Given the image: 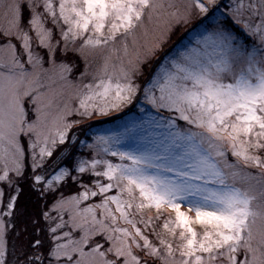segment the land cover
Instances as JSON below:
<instances>
[{
    "label": "snow or ice",
    "instance_id": "6c2138e0",
    "mask_svg": "<svg viewBox=\"0 0 264 264\" xmlns=\"http://www.w3.org/2000/svg\"><path fill=\"white\" fill-rule=\"evenodd\" d=\"M0 17L2 216L13 215L22 180L40 194L68 180L83 189L56 200L53 211H75L49 227L46 249L39 233L19 243L0 218V264H264V0H0ZM181 25L191 38L164 51ZM95 53L103 63L90 71ZM129 105L149 106L143 125L161 130L145 128L129 150L86 123ZM77 133H91L97 151L74 175L62 161L85 144ZM83 174L107 183L89 187ZM145 210L175 214L166 235ZM65 226L79 238L60 235Z\"/></svg>",
    "mask_w": 264,
    "mask_h": 264
},
{
    "label": "rangeland",
    "instance_id": "374dc122",
    "mask_svg": "<svg viewBox=\"0 0 264 264\" xmlns=\"http://www.w3.org/2000/svg\"><path fill=\"white\" fill-rule=\"evenodd\" d=\"M223 2L225 3H229L230 0H223ZM196 18H194L195 20ZM3 24V19L2 17H0V25ZM191 28V25H181L178 26L174 29L173 33L171 34L170 39L168 40L167 44L164 46V51H169V50H174L177 47L182 46L183 44L187 43L188 40L191 38V36L188 34L189 33V29ZM194 35V33H193ZM182 36V37H181ZM180 37V38H179ZM179 38V39H178ZM178 39V40H177ZM177 40V41H176ZM176 41V42H175ZM89 63H90V71H96L97 68L103 63L102 61V57L100 56V54L95 53V54H90L89 57ZM77 60L79 61V65H80V70L82 71L84 68V62L83 60H80L79 57H77ZM79 73H77L78 75ZM146 111L144 113H141L139 111V108L133 105H129L127 107H125L123 109V111L121 112H113L111 113L108 117H94L91 121H87L86 123H90L93 127H92V132L96 133V134H100V135H106V136H119L120 137V143L119 144H113L112 147L114 148H118L119 150H129V148L131 147H135L137 140L140 138V136H146L148 135V132H145L144 129L148 128L149 132L152 133H158L161 130L160 129H156V128H152L149 125H143V121L145 119H148V113H152L153 115H155V113L153 112V110L147 106L144 105ZM120 117V118H119ZM74 117L73 116H69L68 119L72 120ZM112 119V120H111ZM108 120V121H107ZM112 121L111 123H108L109 121ZM107 122V123H106ZM95 123V124H94ZM117 123V125L110 127L109 125L115 124ZM179 123L183 124L182 121H180ZM141 125H143L141 127ZM107 126L106 128H103ZM135 128L134 132H127L126 133V129L127 128ZM73 131H75V129H73ZM71 135V133H70ZM77 135L85 141L84 145H80V147L78 148V156H73L71 161L73 164L71 166L67 165L65 161H62V163H65L68 167L69 170L71 171V169L75 168V161L83 158V159H87V160H91L92 156L96 153V149H92L89 148L88 145L89 144H93V138H92V134L90 133L89 135H87L86 137H89V139L85 138L84 134H80L77 133ZM63 145H59L58 148H63ZM58 154V153H57ZM101 155H103L101 153ZM54 158V157H53ZM106 159L110 160L113 163H118L119 161L115 158V157H111V156H107L105 157ZM229 161L230 162H234V158H232L229 154ZM30 165V164H29ZM0 169H2V166H0ZM26 172L29 176L32 175L31 172V167L29 166L28 168H26ZM49 172H52V169H49ZM3 172L2 170H0V175H2ZM39 174V172L37 173ZM10 178H12L13 180L17 179L14 176V173H9ZM82 176L87 177V175L83 174ZM50 178V176H46L45 179ZM89 179H92L93 181L95 180H99L101 183H107L106 180H104L102 177H89ZM24 180L20 181L19 187H20V192L19 195L17 196V200L16 203L13 207V215L11 217H3L2 213L4 210H6V206L7 203L9 201V196H10V190L8 188V184L6 181H0V190H2L4 192V197L2 199V201H0V218H3L5 221L7 220H12V222L16 221L18 215L17 214H21L24 213V204L26 203L27 200H31L30 202H33V200L30 198L28 199L27 197L24 196V194L27 192V190H24V187L22 188V182ZM30 184L32 183L31 180ZM92 181V182H93ZM69 182V180L67 181ZM67 182H62L60 186H58V189L60 188V190H62V188L66 189V184ZM83 183L88 184L89 187H92L89 183L90 180L84 181ZM79 187H80V183L78 182ZM32 189V188H31ZM81 191L83 190L82 188H80ZM95 190V189H93ZM80 192V191H79ZM79 192L73 193L72 195H63V197L67 198L70 196H75L77 195ZM36 193V192H35ZM54 193V192H52ZM11 194H15L14 192H12ZM115 194V190H113L112 192L108 193V195H114ZM56 197L54 199H51L50 201V205L47 207V209H45L44 206V212H49V215L51 217L50 220H48L49 225L51 227H55L57 223L61 222V216L63 218V222L66 223L69 221V210H73L75 211V209L72 208L71 205H68L65 207V209L60 212V211H53V205L55 204L56 200L59 199L61 196L55 192ZM41 194L38 193L37 197H40ZM101 202V197L100 196H96V197H89L88 200L86 201H82L79 205V210L82 212L84 208L90 206V205H95V204H99ZM113 210L115 206H112ZM37 210L40 211V214L42 213V207H38L37 206ZM36 209H33L31 218H32V222H31V226L27 224H23V230L20 231L21 236L19 238L20 243H27L28 241H33V238L35 236L36 233H39V238L43 241V244L45 246V249L47 248V245H49L50 243V233L48 231L49 227L47 224H45L42 229V227H40L39 223H37V214H35ZM97 211V218H99V209L96 210ZM181 211H187V209L185 207L181 208ZM174 213H171L167 210L164 211L162 217L160 220H155V216H156V212L155 210H145L144 212V216L145 218L148 217H152L154 220V224L156 225V231L161 233L162 235H166V233L164 232L163 228L161 227L163 224V220L166 217H171L174 219ZM190 215H194V214H190ZM44 220V218H42ZM43 223V222H42ZM38 224V225H37ZM34 225V226H33ZM33 226V227H32ZM39 226V227H38ZM122 227H128L127 225H121ZM141 228L143 227L142 225H139ZM191 227L197 231L198 233L203 231V226L199 225V224H195L193 223L191 225ZM14 231V230H13ZM44 231V232H43ZM65 231H69L71 232L70 227L65 226L62 229L58 230V233L60 235H63V233ZM151 229H149V231L147 233H145L146 235H149V239L153 242L156 243V237L151 235ZM179 233V230H177V235ZM14 234V232L12 233ZM72 238L78 239L79 238V230H77L76 232H71ZM99 238V237H97ZM169 239H172L171 236H168ZM8 239L11 241V235L8 237ZM107 247V245H106ZM111 258V257H109ZM143 259V257H141Z\"/></svg>",
    "mask_w": 264,
    "mask_h": 264
},
{
    "label": "trees",
    "instance_id": "16d2710c",
    "mask_svg": "<svg viewBox=\"0 0 264 264\" xmlns=\"http://www.w3.org/2000/svg\"><path fill=\"white\" fill-rule=\"evenodd\" d=\"M182 37V36H181ZM180 38V37H179ZM178 38V39H179ZM177 39V40H178ZM176 40V41H177ZM175 41V42H176ZM120 118V117H119ZM112 120V119H111ZM109 121L108 123H111L112 121ZM108 121V120H107ZM107 123V122H106ZM95 124V123H94ZM115 125H117V123H115V124H112V125H109V128L110 127H113V126H115ZM107 126H105V127H103V128H106ZM80 134H83V133H80ZM85 138L86 139H89V137H86L85 136ZM81 139V138H80ZM82 140V139H81ZM80 147V145L79 144H77L76 145V148H75V152H74V154H73V156H78V155H80V154H78V148ZM78 154V155H77ZM81 156V155H80ZM66 162V164L67 165H69V166H71L73 163L71 162V161H69V160H67V161H65ZM30 166V165H29ZM28 166V167H29ZM27 167V168H28ZM72 174H76L75 173V170L74 169H71V171H70ZM85 175H87V177H85V176H81V180H82V182H84V181H87V180H90V185L92 186V184H93V180L92 179H89V175L88 174H85ZM20 187H21V184H20ZM24 187V190L26 189L27 190V192L24 194V196L25 197H27L28 199H32L33 200V202H30L31 200H27L26 201V203L24 204V213H22V215L21 214H17L18 215V217H17V219H16V221H14L13 222V224H14V233H15V231H22L23 230V224H27L26 226H28V225H30L31 226V222H32V218H31V215H32V212H33V209L35 208L36 209V213L35 214H37V223H39V225H40V227H42V229H43V227H45L44 225L45 224H47L48 226H50L49 225V222L48 221H45V220H43L42 218H43V214H40L39 212L40 211H38L37 209V206L38 207H42V213H44V206H45V209H47V207L50 205V200L51 199H54L55 197H56V195H55V192H57L60 196L61 195H72L73 193H76V192H79V191H81V187H79V184H78V182L77 183H73V181H71V180H69V182H67V184H66V189L67 190H65V188H62V190H60V188L57 190V191H55L54 193H52V192H49V193H46V194H41V196L40 197H37L38 196V193L36 192H34L33 191V189H31L32 187H31V184H30V181L29 180H24L23 182H22V188ZM43 222V223H42ZM38 225V224H37ZM34 226V225H33ZM32 226V227H33ZM39 227V226H38ZM44 232V231H43ZM20 243V242H19ZM48 246V245H47ZM45 247V246H44Z\"/></svg>",
    "mask_w": 264,
    "mask_h": 264
}]
</instances>
